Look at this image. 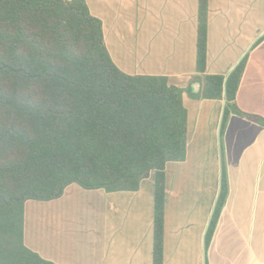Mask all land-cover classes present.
<instances>
[{
    "label": "crops",
    "instance_id": "0c3cea01",
    "mask_svg": "<svg viewBox=\"0 0 264 264\" xmlns=\"http://www.w3.org/2000/svg\"><path fill=\"white\" fill-rule=\"evenodd\" d=\"M86 3L121 71L200 93L198 0ZM244 58L237 104L264 119V0H209L206 73L228 78ZM183 101L189 141L186 160L166 167L165 264H264V127L232 115L222 133L224 100ZM224 161L228 198L209 235ZM154 196L153 175L136 192L70 185L58 200L26 203L25 244L55 264H153Z\"/></svg>",
    "mask_w": 264,
    "mask_h": 264
},
{
    "label": "trees",
    "instance_id": "16d2710c",
    "mask_svg": "<svg viewBox=\"0 0 264 264\" xmlns=\"http://www.w3.org/2000/svg\"><path fill=\"white\" fill-rule=\"evenodd\" d=\"M209 0H198L196 95L165 76H131L107 49L102 21L86 0H0V264H55L25 244V205L60 199L73 184L136 192L155 179L153 264H165L166 167L183 162L189 141L183 93L224 100L221 132L243 112L233 72L208 75ZM225 161L209 235L226 204Z\"/></svg>",
    "mask_w": 264,
    "mask_h": 264
},
{
    "label": "rangeland",
    "instance_id": "374dc122",
    "mask_svg": "<svg viewBox=\"0 0 264 264\" xmlns=\"http://www.w3.org/2000/svg\"><path fill=\"white\" fill-rule=\"evenodd\" d=\"M228 123H229V121H228ZM228 123H227V122L225 123V129H224V132L226 131V128H227ZM219 152H220V141H219ZM214 153H215V150H214V144H213V148H212V150H211V155H210V156L213 157ZM225 164H226V163H225ZM90 203H92V201H91ZM85 204L87 205L86 202H85ZM87 206H88V205H87ZM89 208L92 209L93 211H95L96 213L100 212V209H99L96 205L90 207V204H89ZM85 209H86V208H85ZM90 209H89L88 211H91ZM96 223L98 224V223H100V221H96ZM96 226H97V225H96ZM99 226H100V225H99Z\"/></svg>",
    "mask_w": 264,
    "mask_h": 264
}]
</instances>
